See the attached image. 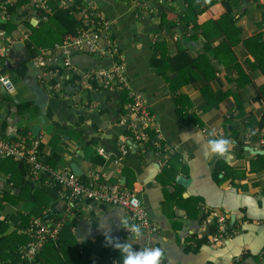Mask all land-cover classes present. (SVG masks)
Listing matches in <instances>:
<instances>
[{"label":"crops","instance_id":"crops-1","mask_svg":"<svg viewBox=\"0 0 264 264\" xmlns=\"http://www.w3.org/2000/svg\"><path fill=\"white\" fill-rule=\"evenodd\" d=\"M90 1L111 22L126 75L154 114L166 152L133 142L119 124L124 93H107L97 84L78 89V82L69 88L70 95L79 97L75 104L44 93L56 77L50 67H33L26 47L31 28L44 20L41 12L23 4L6 22L14 27L3 30L0 38V52L10 48L1 53L0 78L6 76L13 85L10 94L0 87V135L12 139L23 127L30 133L38 127L40 154L43 160L54 155L53 169L72 172L74 165L83 180L98 174L108 184L134 192L157 226L156 234L130 241L134 249L158 247L167 264H232L236 258L239 264H264V148L256 138H248L256 129L264 130V48L249 44L258 35L264 41V1L230 2L238 30L228 46L231 57L216 52L224 36L207 44L198 28L219 19L224 13L221 1L230 0H220L201 15L189 10L185 0H152L151 12L143 19L136 18L142 0ZM6 2L9 9L17 0ZM47 3L52 15L55 2ZM194 26L198 30L189 33ZM82 56L93 59L86 55L73 59ZM161 57L166 62L155 67L152 62ZM74 64L85 71L96 61ZM80 102L91 106L82 107ZM24 105L38 108V116L17 112ZM209 138L228 139V152H207ZM122 143L128 149L125 156ZM164 158L167 167L160 169ZM4 168L0 166V198L6 196L0 223L5 230L0 238L11 232L23 234L32 218H65L66 226L73 224L70 234L78 252L84 251L81 264L120 263L118 250L105 237L121 242L130 238L122 228L127 221L124 209L87 200L72 203L58 192L41 211L29 200L17 202L21 190L16 186L12 190ZM204 210L226 216L230 239L210 243L214 226ZM43 257L48 264L59 263L46 253Z\"/></svg>","mask_w":264,"mask_h":264},{"label":"built area","instance_id":"built-area-1","mask_svg":"<svg viewBox=\"0 0 264 264\" xmlns=\"http://www.w3.org/2000/svg\"><path fill=\"white\" fill-rule=\"evenodd\" d=\"M48 0H26L25 9L29 8L41 12L45 20L51 15L52 8ZM55 8L71 10V14L79 22L80 26L74 35L64 37L61 44H55L52 48L39 50L38 54L30 60L33 67L43 69L50 67V74L56 77L55 81L46 86L45 93L59 98L70 99L74 104L79 102L78 95H70L66 90L64 80L74 75L78 76V89H93V84L107 93L120 92L125 94L124 113L120 117L119 124L126 129L129 138L135 143L150 145L159 153H165L163 137L156 125L155 116L145 97L134 89L126 75L125 64L118 49L115 38L111 34V22L97 10L90 0H53ZM152 0H142L136 18L143 19L145 13H150ZM264 1V0H263ZM6 0H0V22L11 19ZM3 30L0 29V38ZM7 48L1 53H8ZM76 55H86L96 61L92 69L82 71L72 61ZM57 78L59 80H57ZM0 87L8 94L13 92V85L6 77L0 78ZM81 103V102H80ZM82 107H90L88 102L81 103ZM248 138H256L264 148V130L256 129ZM39 141L27 133L17 136L13 140L0 137V159L10 158L23 161L27 167V179L36 185L47 188L59 189L64 197L72 203L84 202V200L102 203L109 206H117L127 213L129 223L138 224L145 235L157 233L155 226L149 219L139 197L120 184H108L101 180L98 174H90L87 180L81 181L69 170L57 171L46 165L38 152ZM122 156L128 154L125 144L120 146ZM104 155L102 149L99 150ZM105 156V155H104ZM164 158L160 169L167 167ZM204 215L214 226V232L210 236V243H221L230 239L232 228L228 226L226 216L214 210H204ZM65 218L43 219L40 217L30 219L22 233L28 238L25 245L20 247L19 256L24 262L34 261L41 248L48 242H55L61 230L65 226ZM126 234L128 232L126 231ZM236 258L232 264H239ZM161 264H167L163 256Z\"/></svg>","mask_w":264,"mask_h":264},{"label":"trees","instance_id":"trees-1","mask_svg":"<svg viewBox=\"0 0 264 264\" xmlns=\"http://www.w3.org/2000/svg\"><path fill=\"white\" fill-rule=\"evenodd\" d=\"M219 1L220 0H185L187 8L196 13V15H201L203 12L208 10L212 5L218 3ZM230 2L236 4L235 2L238 3L239 1H221L222 6L224 7V13L220 16V18L215 21H208L198 26V28L200 29L203 39L207 44H210L220 35L224 36L225 40L219 43L220 48L217 49L216 52H218V55H223V52H225L231 57L228 46L231 44V40L233 41V39L231 38H235L237 36L238 30L235 26V18L233 15L232 7L231 5H229ZM25 3L26 0H17L16 4L8 9L10 16H13V14L16 13L17 8H19L22 4L24 6ZM70 11L71 10L56 8L52 15H49L36 28H31L29 41L26 45L27 50L30 53V57L36 56L39 50L52 48L55 44H61L65 36L74 35L77 32L80 24ZM5 23L0 25V29L9 30L14 27L7 26L8 23ZM198 28L194 26L188 31L189 33H195ZM261 40V36L258 35L254 40H251L249 44L252 43L255 46L257 45L258 47L264 48V41L261 42ZM0 59L3 58H1L0 56ZM201 60H203V58ZM164 62H166L165 58L161 57L159 61L154 60L152 63L155 67H159L161 66V64H164ZM77 81V75L72 76L68 80H64V86L66 90H68L70 86H74V83ZM180 84L181 83H178L176 87ZM20 111H26L28 112V114L35 117H37L39 114L38 108L31 107L30 109V106L26 105L18 106L17 112ZM29 132L30 130L27 127H23L20 129L18 136L26 135ZM0 137L6 140L15 139H7L3 137V135H0ZM38 152L40 158L42 159V156L40 154V143L38 146ZM42 161L52 168L55 163L54 155H52L50 158L44 157V160L42 159ZM0 166H5V168L2 170L10 175L9 180L14 185V187H12V190L15 188V186L20 188L21 190V193L19 195L20 197H16L17 202H19L20 200H29L36 206H38L42 211L43 208H46L57 198L59 192V189L57 187L47 188L43 185H35L28 181L27 167L23 163V161H16L10 158L0 159ZM169 167L170 166L168 164V168ZM79 179L81 181H84L82 177H80ZM5 197L0 198V210L2 208L1 202L6 201ZM2 224L3 223H0V226H2L0 227V233L3 235L5 226H3ZM72 226L73 224H69L68 226L65 225L61 230L58 239L55 242L46 243L32 262H24L20 259L19 256L20 247L25 245L28 241V238L25 235H17L15 232H11L5 236H2L0 238V264H48L43 257V253L48 254L53 258V260H57L59 262L54 264H81L84 251L80 249V251L78 252L77 250L78 245L76 244L74 237L70 234ZM244 259L245 256L242 257L241 262Z\"/></svg>","mask_w":264,"mask_h":264},{"label":"clouds","instance_id":"clouds-1","mask_svg":"<svg viewBox=\"0 0 264 264\" xmlns=\"http://www.w3.org/2000/svg\"><path fill=\"white\" fill-rule=\"evenodd\" d=\"M230 141L226 138H209L205 141V150L209 153L222 155L228 152ZM120 222V226H121ZM123 229L128 232L127 241L121 242L112 236H106V242L118 250L120 264H161L162 250L158 247L146 244L139 249H134L130 241H136L143 234L142 228L136 223L123 221Z\"/></svg>","mask_w":264,"mask_h":264},{"label":"water","instance_id":"water-1","mask_svg":"<svg viewBox=\"0 0 264 264\" xmlns=\"http://www.w3.org/2000/svg\"><path fill=\"white\" fill-rule=\"evenodd\" d=\"M78 63V62H83V63H87V62H93V59H89L88 57H85V56H82V57H76V58H74L73 59V63ZM44 91V90H43ZM45 93V92H44ZM46 94V93H45ZM47 95V94H46ZM48 96V95H47ZM42 119V118H41ZM43 120V119H42ZM32 135L34 136V137H37L38 136V134H39V131H40V129L38 128V127H34V128H32ZM71 170H72V174H74L75 176H77V177H80V175H81V173H80V171L74 166V165H72L71 166ZM179 181L180 182H182V181H184V180H182V178H180L179 179ZM262 250V249H261ZM253 256H255V255H253Z\"/></svg>","mask_w":264,"mask_h":264}]
</instances>
